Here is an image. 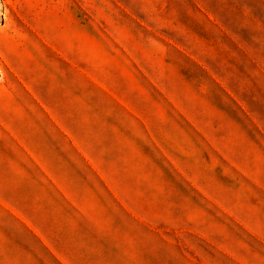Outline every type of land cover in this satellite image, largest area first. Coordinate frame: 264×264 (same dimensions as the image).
<instances>
[{"label":"rangeland","instance_id":"374dc122","mask_svg":"<svg viewBox=\"0 0 264 264\" xmlns=\"http://www.w3.org/2000/svg\"><path fill=\"white\" fill-rule=\"evenodd\" d=\"M84 66L144 138L140 264H264V0H0V79Z\"/></svg>","mask_w":264,"mask_h":264},{"label":"crops","instance_id":"0c3cea01","mask_svg":"<svg viewBox=\"0 0 264 264\" xmlns=\"http://www.w3.org/2000/svg\"><path fill=\"white\" fill-rule=\"evenodd\" d=\"M50 75L40 97L0 79V264H140L144 138L92 66Z\"/></svg>","mask_w":264,"mask_h":264}]
</instances>
